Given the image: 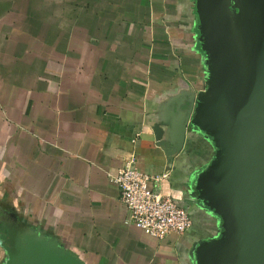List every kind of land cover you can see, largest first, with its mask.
Segmentation results:
<instances>
[{
    "label": "crops",
    "instance_id": "obj_1",
    "mask_svg": "<svg viewBox=\"0 0 264 264\" xmlns=\"http://www.w3.org/2000/svg\"><path fill=\"white\" fill-rule=\"evenodd\" d=\"M200 37L195 0H0V227L84 264H197L221 231L193 189L216 148L189 127L171 164L153 125L207 91ZM132 155L170 171L163 192L193 220L184 235L160 241L130 222L113 179Z\"/></svg>",
    "mask_w": 264,
    "mask_h": 264
},
{
    "label": "water",
    "instance_id": "obj_2",
    "mask_svg": "<svg viewBox=\"0 0 264 264\" xmlns=\"http://www.w3.org/2000/svg\"><path fill=\"white\" fill-rule=\"evenodd\" d=\"M195 6L208 89L188 99L187 110L153 125L157 146L172 164L190 127L216 148L193 189L221 231L199 243L197 264H264V0H195ZM0 233L7 264H84L14 221Z\"/></svg>",
    "mask_w": 264,
    "mask_h": 264
},
{
    "label": "built area",
    "instance_id": "obj_3",
    "mask_svg": "<svg viewBox=\"0 0 264 264\" xmlns=\"http://www.w3.org/2000/svg\"><path fill=\"white\" fill-rule=\"evenodd\" d=\"M170 171L149 174L136 165L135 156L127 158L113 181L120 189V199L130 214V222L144 234L160 241L181 236L193 225L188 208L163 192Z\"/></svg>",
    "mask_w": 264,
    "mask_h": 264
},
{
    "label": "flooded vegetation",
    "instance_id": "obj_4",
    "mask_svg": "<svg viewBox=\"0 0 264 264\" xmlns=\"http://www.w3.org/2000/svg\"><path fill=\"white\" fill-rule=\"evenodd\" d=\"M0 235H1V233H0Z\"/></svg>",
    "mask_w": 264,
    "mask_h": 264
}]
</instances>
